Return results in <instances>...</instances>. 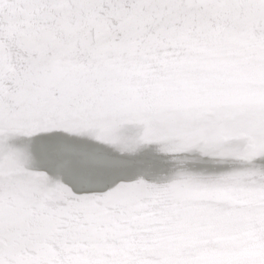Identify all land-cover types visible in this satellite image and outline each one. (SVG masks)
<instances>
[{
	"label": "snow or ice",
	"instance_id": "1",
	"mask_svg": "<svg viewBox=\"0 0 264 264\" xmlns=\"http://www.w3.org/2000/svg\"><path fill=\"white\" fill-rule=\"evenodd\" d=\"M0 264H264V0H0Z\"/></svg>",
	"mask_w": 264,
	"mask_h": 264
}]
</instances>
